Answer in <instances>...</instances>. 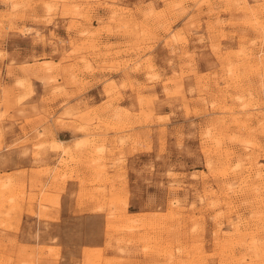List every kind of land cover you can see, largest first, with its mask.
<instances>
[{
	"label": "rangeland",
	"instance_id": "obj_1",
	"mask_svg": "<svg viewBox=\"0 0 264 264\" xmlns=\"http://www.w3.org/2000/svg\"><path fill=\"white\" fill-rule=\"evenodd\" d=\"M0 264H264V0H0Z\"/></svg>",
	"mask_w": 264,
	"mask_h": 264
},
{
	"label": "bare ground",
	"instance_id": "obj_2",
	"mask_svg": "<svg viewBox=\"0 0 264 264\" xmlns=\"http://www.w3.org/2000/svg\"><path fill=\"white\" fill-rule=\"evenodd\" d=\"M58 143H60V145H62L64 143V141L60 140V141H58Z\"/></svg>",
	"mask_w": 264,
	"mask_h": 264
}]
</instances>
